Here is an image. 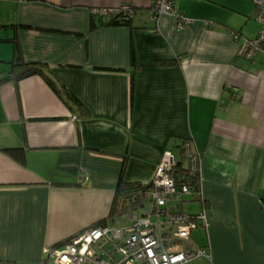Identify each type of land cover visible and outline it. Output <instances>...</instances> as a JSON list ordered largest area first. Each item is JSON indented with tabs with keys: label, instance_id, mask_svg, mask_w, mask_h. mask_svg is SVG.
<instances>
[{
	"label": "crops",
	"instance_id": "crops-1",
	"mask_svg": "<svg viewBox=\"0 0 264 264\" xmlns=\"http://www.w3.org/2000/svg\"><path fill=\"white\" fill-rule=\"evenodd\" d=\"M155 1L0 0V264H46V248L109 217L121 176L149 185L186 142L201 156V259L264 264V56H240L257 7L172 0L191 21L180 28L152 19ZM124 5L131 26L94 16ZM19 54L83 106L41 76L8 79Z\"/></svg>",
	"mask_w": 264,
	"mask_h": 264
},
{
	"label": "built area",
	"instance_id": "built-area-1",
	"mask_svg": "<svg viewBox=\"0 0 264 264\" xmlns=\"http://www.w3.org/2000/svg\"><path fill=\"white\" fill-rule=\"evenodd\" d=\"M254 3L258 10L256 21L261 29L255 37L245 39L241 46L240 56L248 60L264 56V0H254ZM150 11L154 20L171 15L178 19L180 28L191 24L172 0H156ZM93 12L101 18L121 14L133 18L136 8L124 5ZM233 37L236 41L239 39L237 33ZM200 162V154L189 142L184 144L181 157L166 152L152 182L131 197L132 202H137L136 207H132L130 201L126 208L121 206L122 211L116 216H124L125 225L86 229L61 247L46 248L45 263L193 264L198 259L208 258L207 249L192 239L194 230L207 226L206 214L191 215L183 211L184 204L202 200ZM87 177L82 175L81 181Z\"/></svg>",
	"mask_w": 264,
	"mask_h": 264
},
{
	"label": "trees",
	"instance_id": "trees-1",
	"mask_svg": "<svg viewBox=\"0 0 264 264\" xmlns=\"http://www.w3.org/2000/svg\"><path fill=\"white\" fill-rule=\"evenodd\" d=\"M115 18L107 20L106 18L108 17H103L102 22L104 24H108L110 26H131L132 24V19L129 16L126 15H113ZM1 26V23H0ZM12 67L11 71L9 73V78L8 79H13L16 82H19L25 78H29L32 76H41L42 78L45 79V81L51 86V88L57 93L60 94L61 97L66 98L69 102L71 101L75 105H79L80 107L83 106V104L79 101L78 98H76L71 92L62 90L61 88L58 87L57 83L53 81V79L46 75L44 71V65L40 63H26L22 56L19 54L15 57V59L12 60L11 62ZM131 94L134 93L135 90V74L139 68L136 54L134 51V48H132V53H131ZM88 114H89V110ZM9 155H11L14 159H16L19 163L24 164L26 161L25 157V152L23 149H12V150H6ZM147 186H144L142 184H128L126 183L122 176L119 180V184L117 187V192H116V197L113 202V206L110 212V215L108 218H105L103 220H100L99 222L93 224L92 226L88 227L92 228L95 226H105L109 225V222L114 221V217L122 211L120 210L121 206H126L128 205V202H131L132 207H136L137 202L136 201H131V197L135 196L139 191L145 190ZM123 208V209H124ZM112 220V221H111ZM86 230V229H85ZM85 230L77 233L74 236L80 235L83 233ZM71 236L70 238L74 237ZM70 238L63 240L59 243H57L54 247H61L64 244H66Z\"/></svg>",
	"mask_w": 264,
	"mask_h": 264
},
{
	"label": "rangeland",
	"instance_id": "rangeland-1",
	"mask_svg": "<svg viewBox=\"0 0 264 264\" xmlns=\"http://www.w3.org/2000/svg\"><path fill=\"white\" fill-rule=\"evenodd\" d=\"M257 14V11H256ZM261 29V25L256 21V17L255 19H253L251 26L248 28L247 30V35L248 36H253L255 35L259 30ZM243 41V40H242ZM181 151V150H180ZM177 152L175 155L177 157H181V152ZM185 165H187V162H184ZM199 209V205L198 204H193V203H186L183 206V211L187 214H196L197 211ZM125 221V217L124 216H116L114 217V221L113 222H109V225H123ZM199 229V228H198ZM195 230L193 231L192 234V239L195 243H197L199 246L201 247H205L206 246V234L203 232V230L199 229V230ZM71 239V238H70ZM193 264H209L206 260L201 259L198 261H195Z\"/></svg>",
	"mask_w": 264,
	"mask_h": 264
}]
</instances>
